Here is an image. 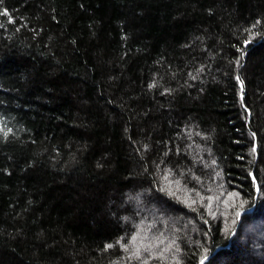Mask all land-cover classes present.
Instances as JSON below:
<instances>
[{"label": "trees", "instance_id": "1", "mask_svg": "<svg viewBox=\"0 0 264 264\" xmlns=\"http://www.w3.org/2000/svg\"><path fill=\"white\" fill-rule=\"evenodd\" d=\"M201 261L264 264V0H0V264Z\"/></svg>", "mask_w": 264, "mask_h": 264}, {"label": "rangeland", "instance_id": "2", "mask_svg": "<svg viewBox=\"0 0 264 264\" xmlns=\"http://www.w3.org/2000/svg\"><path fill=\"white\" fill-rule=\"evenodd\" d=\"M161 240V239H160ZM156 246V245H155ZM143 247H144V245H143ZM151 249H153L152 247H151ZM159 257H161V255L160 254H158V256L156 257V258H159Z\"/></svg>", "mask_w": 264, "mask_h": 264}, {"label": "snow or ice", "instance_id": "3", "mask_svg": "<svg viewBox=\"0 0 264 264\" xmlns=\"http://www.w3.org/2000/svg\"><path fill=\"white\" fill-rule=\"evenodd\" d=\"M237 79H239V78H237ZM241 90H242V88H241ZM201 264H203V261H201Z\"/></svg>", "mask_w": 264, "mask_h": 264}]
</instances>
